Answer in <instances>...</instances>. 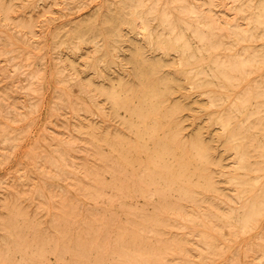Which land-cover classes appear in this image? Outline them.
I'll return each mask as SVG.
<instances>
[{"label": "rangeland", "instance_id": "1", "mask_svg": "<svg viewBox=\"0 0 264 264\" xmlns=\"http://www.w3.org/2000/svg\"><path fill=\"white\" fill-rule=\"evenodd\" d=\"M233 2L0 0V264H264V0ZM135 3L149 32L136 18L138 25L122 23ZM180 25L204 41L189 64L167 41L180 35ZM162 45H170L168 53ZM145 65L156 66L151 81L159 96L153 102L160 100L163 108L155 104L159 118L145 122L154 129L153 139L137 140L131 128L136 119L112 97L121 91L123 100L142 102L146 88L138 70ZM206 71L215 76H204ZM161 140L169 153L157 157L151 148L157 150ZM139 146L154 153L151 169L153 160L148 162L143 150L137 153ZM119 147L123 151L117 154ZM178 161L187 164L177 176L187 180L170 181L159 168Z\"/></svg>", "mask_w": 264, "mask_h": 264}, {"label": "bare ground", "instance_id": "2", "mask_svg": "<svg viewBox=\"0 0 264 264\" xmlns=\"http://www.w3.org/2000/svg\"><path fill=\"white\" fill-rule=\"evenodd\" d=\"M128 1V0H127ZM237 0H234V2H236ZM130 2V1H129ZM128 2V3H129ZM134 2H136V1H134ZM144 2V1H143ZM233 2V3H234ZM240 2V1H239ZM127 3V2H126ZM125 4V3H124ZM241 4V3H240ZM263 4V3H262ZM126 5V4H125ZM128 5H130V4H128ZM127 6V5H126ZM143 6H145V5H143ZM260 6V5H259ZM263 6V5H262ZM125 7V6H124ZM146 7V6H145ZM154 7V6H153ZM238 7L240 8V6H239V4H238ZM237 7V8H238ZM243 7V6H242ZM248 7H250V6H248ZM126 8H128V6L126 7ZM244 8V7H243ZM257 8V7H256ZM260 8V7H259ZM122 9V8H121ZM141 9H142V7H141ZM144 9V8H143ZM235 9H236V6H235ZM234 9V10H235ZM255 9V8H254ZM261 9V8H260ZM123 10V9H122ZM125 10V9H124ZM242 9H240V11H241ZM142 11V10H141ZM141 11H139V5L138 6H136V3H135V5H130L129 6V10H128V15H129V20H123V22L122 23H127V24H136L137 23V25H138V22L136 21L135 22V18L138 20V21H140V25H141V28H142V31H144V32H149V31H147L148 29H147V20H146V18H145V14L143 13V12H141ZM231 11H233L232 9H231ZM122 12V11H121ZM125 12V11H124ZM147 12H148V10H147ZM258 12V11H257ZM149 13H151V12H149ZM255 13V12H254ZM124 14V13H123ZM209 14V13H208ZM238 14H240V13H237V15ZM244 14V13H243ZM242 14V15H243ZM252 14H253V12H252ZM258 14V13H257ZM126 15V14H125ZM147 15H148V13H147ZM182 15V14H181ZM185 15V14H184ZM192 15H198V14H196V13H194V12H192ZM207 15V14H206ZM210 15V14H209ZM234 15V14H233ZM241 15V14H240ZM255 15V14H254ZM187 16V15H186ZM208 16V15H207ZM239 16V15H238ZM256 16V15H255ZM254 16V17H255ZM125 17V16H124ZM149 17V16H148ZM151 18H152V20H153V17L152 16H150ZM155 17V16H154ZM183 17H185V16H183ZM197 17V16H196ZM210 17V16H209ZM211 17H213V16H211ZM237 17V16H236ZM235 17V18H236ZM241 17V16H240ZM239 17V18H240ZM249 17V16H248ZM252 17V16H251ZM251 17H250V19H251ZM257 17V18H256ZM255 18L256 19H258L259 17H260V14H258L257 16H256ZM120 18H121V20L123 19V17L122 16H120ZM161 18V17H160ZM195 18V17H194ZM214 18V17H213ZM242 19L244 18V17H241ZM246 18H247V16H246ZM254 18V19H255ZM128 19V18H127ZM132 19H133V22H132ZM150 19V18H149ZM190 19V18H189ZM203 19H204V17H203ZM207 19H209V18H207ZM212 19V18H211ZM237 19V18H236ZM236 19H234L233 21H235ZM183 20V19H182ZM194 20V19H193ZM245 20V19H244ZM249 20V19H248ZM262 20V19H261ZM233 21H232V23H233ZM251 21V20H250ZM250 21H248V22H250ZM112 22V21H111ZM110 22V23H111ZM150 22V21H149ZM183 22V21H182ZM207 22H211L210 21V19H209V21H207ZM214 22H216V21H214ZM213 22V24H215ZM245 22V21H244ZM248 22H247V24H248ZM263 22H264V20H263ZM109 23V22H108ZM116 23V22H115ZM195 23V22H194ZM231 23V22H230ZM112 24V23H111ZM113 24H114V22H113ZM112 24V25H113ZM165 24V23H164ZM178 24V23H177ZM199 24H200V22H199ZM229 24V23H228ZM251 24H252V22H251ZM257 24V23H256ZM110 25V24H109ZM122 25V24H121ZM139 25V26H140ZM162 25H163V23H162ZM179 25V24H178ZM216 25V24H215ZM214 25V26H215ZM231 25V24H230ZM235 25V24H234ZM234 25H232V26H234ZM87 26V25H86ZM133 26V28L135 27L136 28V26H134V25H132ZM139 26H137V27H139ZM223 26H224V24H223ZM227 26V25H226ZM226 26H224V27H226ZM237 26V25H236ZM252 26V25H251ZM250 26V27H251ZM258 26V25H257ZM114 27V26H113ZM117 27V26H116ZM128 27V26H127ZM165 27V26H164ZM171 27V26H170ZM235 27V26H234ZM247 27H249V26H247ZM252 27H254V25L252 26ZM261 26H259V28H260ZM87 28V27H86ZM129 28V27H128ZM180 28H181V33H180V35H178V36H174V37H172V38H170V39H168V38H166V39H168L167 41H168V43H171V45L173 44V46H171L172 48H173V50L176 52V53H178L179 55H180V57L178 56V54H177V56L180 58V60L182 59V61L185 63V64H189L193 59H195V58H197V56L202 52V50H203V45H202V43L204 42L203 40H201L200 38L198 39V36L196 35V34H194V35H192L190 32H189V29L186 27V26H182L181 27V25H180ZM228 28V27H227ZM230 28V27H229ZM245 28V27H244ZM256 28V27H255ZM263 28V27H262ZM117 29V28H116ZM168 29V28H167ZM214 29V28H213ZM212 29V30H213ZM254 29V28H253ZM256 29H258V28H256ZM119 30V29H118ZM117 30V31H118ZM246 30V29H245ZM259 30V29H258ZM258 30H256V31H258ZM261 30V29H260ZM263 30V29H262ZM168 31V30H167ZM172 31V30H171ZM192 31V30H191ZM206 31V30H205ZM229 31V30H228ZM238 31V30H237ZM255 30H253V32H254ZM264 31V30H263ZM262 31V32H263ZM226 32V31H225ZM230 32V31H229ZM228 32V33H229ZM172 33V32H171ZM215 33H216V30H215ZM231 33H232V31H231ZM230 33V34H231ZM258 33H259V31H258ZM258 33H255V34H258ZM83 34H84V32H83ZM87 34V33H86ZM167 34V33H166ZM165 34V35H166ZM229 34V35H230ZM233 34H234V32H233ZM88 35V34H87ZM114 36L116 35V34H113ZM119 35V34H118ZM143 35V34H142ZM234 35H236V34H234ZM253 35V34H252ZM264 35V34H263ZM83 36V35H82ZM147 36L148 35H146V38H147ZM168 36V35H167ZM219 36V35H218ZM218 36L216 37V38H218ZM239 36V35H238ZM237 36V37H238ZM244 36V35H243ZM248 36H250V35H248ZM247 36V37H248ZM260 37L262 36V35H259ZM258 36V37H259ZM93 37H95V36H93ZM112 37V36H111ZM150 37V36H149ZM148 37V38H149ZM221 37V36H220ZM236 37V36H235ZM253 37H254V35H253ZM255 37H257V36H255ZM257 37V38H258ZM259 37V38H260ZM83 38H85V37H82L81 39H83ZM113 38V37H112ZM116 38V37H115ZM119 38V37H118ZM122 37H120V39H121ZM145 38V37H144ZM162 38V37H161ZM234 38V37H233ZM258 38V39H259ZM77 39V38H76ZM110 39V38H109ZM124 39V38H123ZM162 39H164V38H162ZM219 39V38H218ZM231 39V38H230ZM235 39H237V38H235ZM245 39V38H244ZM248 39H249V37H248ZM254 39V38H253ZM89 40V39H88ZM111 40V39H110ZM116 40V39H115ZM165 40V39H164ZM246 40V39H245ZM256 40V39H255ZM75 41V40H74ZM92 41H94V39L92 40ZM195 42V44H197V49H191V47H190V45H191V43H193V42ZM216 41V40H215ZM232 41H234V40H232ZM240 41H242V39H240ZM240 41L238 40V43H240ZM250 41V40H249ZM253 41V40H252ZM112 42V41H111ZM117 42H120V41H117ZM82 43V42H81ZM110 43V42H109ZM113 43H114V41H113ZM120 43H122V42H120ZM119 43V44H120ZM156 43H158V42H156ZM160 43V42H159ZM217 43H218V41H217ZM228 44H229V42H227ZM227 43H225V45L227 44ZM230 43L232 44V42H231V40H230ZM235 43V42H234ZM96 44V43H95ZM115 45H117L116 43H114ZM147 45H149V44H147ZM157 45V44H156ZM161 45V44H160ZM159 45V46H160ZM236 45V44H235ZM98 46V45H97ZM113 46V45H112ZM159 46H157L158 48H159ZM163 46V45H162ZM79 47V46H78ZM83 47V46H82ZM94 47V46H93ZM170 45H164L163 46V50L164 51H167L168 49L170 50ZM97 48V47H96ZM221 48V47H220ZM160 49V48H159ZM210 49H212L213 50V48H210ZM222 49V48H221ZM118 50V49H117ZM218 50V49H217ZM114 51V50H113ZM116 51V50H115ZM173 51V52H174ZM214 51V50H213ZM141 52V51H140ZM210 52V51H209ZM115 53V52H114ZM167 53H168V51H167ZM136 54V53H135ZM245 54V53H244ZM168 55V54H167ZM210 55V54H209ZM247 55V54H246ZM136 56V55H135ZM140 56L141 55H139V61L144 65V62H143V60L142 59H140ZM211 56H213V55H211ZM241 56V55H240ZM208 57V56H207ZM257 57V56H256ZM179 58H177V59H179ZM204 58L205 57H203V59H202V61L204 60ZM252 58H253V56H252ZM251 58V59H252ZM144 59V58H143ZM200 59V58H199ZM207 59V58H206ZM235 59V58H234ZM246 59H247V57H246ZM251 59H249V61L251 60ZM136 60V59H135ZM146 60V59H145ZM211 60H213V58L211 59ZM236 60V59H235ZM238 60V59H237ZM236 60V61H237ZM147 61V60H146ZM196 62H197V60H195ZM222 61V60H221ZM232 61H234V60H232ZM241 61V60H240ZM259 61V60H258ZM260 61H263V58H262V60H260ZM179 62V61H178ZM194 62V61H193ZM192 62V63H193ZM204 62V61H203ZM225 62H227L226 60H225ZM252 62V61H251ZM139 63V62H138ZM140 63V64H141ZM147 63V62H146ZM191 63V64H192ZM141 64V65H142ZM155 64H157V62L155 63ZM159 64V63H158ZM194 64V63H193ZM199 64V61L197 62V65ZM201 64V63H200ZM199 64V65H200ZM228 64V63H227ZM263 64V63H262ZM138 65V64H137ZM176 65V64H175ZM229 65V64H228ZM239 65V64H238ZM248 65H250V64H248ZM138 66H140V65H138ZM152 66H155V65H152ZM152 66H142L141 68H139V70H138V76H139V78H140V80H142V82L144 83V86H145V88H146V93H145V95L143 96L142 94H140V95H142L143 96V99H142V102H140L138 99V101H139V103L138 104H136V103H134L132 100H131V102H128V101H126V100H123L122 98H126L127 96H124L122 93H121V91H120V93H118V94H116L114 97H112V103H114V105L116 106V107H121V108H123L124 109V111H125V109H126V111H127V115L130 117V119L131 118H135L136 119V121H137V126H135V125H133L131 128L133 129V131H134V133H135V135H137V140H139V139H143V137H147L148 138V140H149V136H151V134L154 132L153 130V128H152V126L150 127L149 125V127L147 126V125H145V122H146V120L147 119H152L153 117H156V118H159V114L158 113H156L157 111H155V109H154V105L156 104L157 106H159V108H160V105H161V103H160V100H157V102L158 103H156L155 102V104H154V102H153V100H155L156 101V99H158V96H159V94H158V88H159V86H157L156 84H153L152 83V81H151V79H152V77H153V75H155L156 74V71L154 70V69H156V66H155V68L154 67H152ZM162 66V65H161ZM180 66V65H179ZM196 66V65H195ZM205 66V65H204ZM203 66V67H204ZM226 66V65H225ZM136 67V66H135ZM148 67V68H147ZM152 67V68H151ZM158 67V66H157ZM187 67V66H186ZM189 67H193V66H190L189 65ZM234 67V66H233ZM247 67V66H246ZM154 68V69H153ZM160 68V70H161V67H159ZM188 68V67H187ZM184 69V68H183ZM183 69H181L182 71H183ZM201 69V68H200ZM203 69V68H202ZM202 69H201V73H202ZM180 70V69H179ZM196 70V69H195ZM199 70V69H198ZM228 71L230 70V69H227ZM244 70H245V68H244ZM198 72V71H197ZM183 73V72H182ZM195 73V72H194ZM232 73H234L233 71H232ZM158 74V73H157ZM161 74V72L158 74V78H159V75ZM198 74H199V72H198ZM229 74V73H228ZM182 75H185V74H182ZM181 75V76H182ZM193 75V74H192ZM192 75H191V77H192ZM135 76H137V75H135ZM161 76H163L162 74H161ZM160 76V77H161ZM187 76V75H186ZM185 76V77H186ZM194 76V75H193ZM201 77H202V75H200ZM199 76V77H200ZM204 76H208V77H210V76H215L214 75V73L212 74L211 72H207L206 71V73H204ZM218 76V75H217ZM232 76H234V74L232 75ZM239 76H240V74H239ZM239 76H238V81H239ZM154 77H156V76H154ZM163 78H164V76H163ZM162 78V79H163ZM187 78V81H189L190 80V78L188 79V77H186ZM212 78V77H211ZM154 79V78H153ZM152 79V80H153ZM159 79H161V78H159ZM161 79V80H162ZM183 79V78H182ZM221 79V78H220ZM157 80V79H156ZM184 80H185V78H184ZM225 80V79H224ZM223 80V81H224ZM232 80V79H231ZM159 80H157V82H158ZM191 81V80H190ZM213 81V80H212ZM233 81V80H232ZM111 82V81H110ZM163 82V81H162ZM171 82H174V81H171ZM177 82V81H176ZM215 82V81H214ZM225 82V81H224ZM139 83H140V81H139ZM175 83V82H174ZM182 83V82H181ZM191 83V82H190ZM226 83V82H225ZM172 84V83H171ZM194 84H195V81H194ZM237 84V83H236ZM122 86V88H123V85L125 86V83L123 84V82H122V84H121ZM140 85V84H139ZM139 85H137V87H139ZM169 85V84H168ZM173 85V84H172ZM82 86V85H81ZM120 86V85H119ZM127 86V85H126ZM125 86V87H126ZM144 86H143V88H144ZM230 86V85H229ZM141 87V86H140ZM139 87V88H140ZM195 87V86H194ZM129 88V87H128ZM127 88V89H128ZM144 88V89H145ZM172 88V87H171ZM199 88V87H198ZM126 89V88H125ZM126 89V90H127ZM138 89V88H137ZM166 89V88H165ZM123 90V89H122ZM139 90V89H138ZM140 90H142V88L140 89ZM125 91V90H124ZM144 91V90H143ZM118 92V91H117ZM142 92V91H141ZM145 92V91H144ZM106 93V92H105ZM134 93V92H133ZM136 93H137V91H136ZM102 94H104V93H102ZM114 94V93H113ZM131 94H132V92H131ZM144 94V93H143ZM161 94V93H160ZM166 94V93H165ZM239 94V93H238ZM134 95V94H133ZM136 95V94H135ZM135 95H134V97H135ZM261 95H262V93H261ZM134 97H133V99H134ZM242 97H245V96H242ZM258 97V96H257ZM108 98V97H107ZM161 98V97H160ZM159 98V99H160ZM128 99V98H127ZM130 99H131V97H130ZM139 99H141L140 97H139ZM162 99V98H161ZM110 100V99H109ZM136 100V99H135ZM166 100H167V98H166ZM165 99H164V101H166ZM246 100V99H245ZM161 101H163V100H161ZM238 101V100H237ZM249 102V101H248ZM247 102V103H248ZM236 103V102H235ZM238 103V102H237ZM236 103V104H237ZM240 103V102H239ZM242 104V103H241ZM166 105V104H165ZM189 105V104H188ZM187 105V106H188ZM163 106V105H162ZM114 107V106H113ZM238 107V106H237ZM163 107H161L160 108V110L162 109ZM190 108V107H189ZM233 108H234V106H233ZM232 108V109H233ZM239 108V107H238ZM261 108V107H260ZM120 109V108H119ZM122 109V110H123ZM165 109V108H164ZM231 109V108H230ZM229 109V110H230ZM257 109H258V107H257ZM118 110V109H117ZM121 110V109H120ZM156 110H158L157 108H156ZM160 110H159V112H160ZM239 110V109H238ZM114 111H115V109H114ZM164 111V110H163ZM166 111V110H165ZM245 111V110H244ZM257 111V110H256ZM259 111V110H258ZM264 111V110H263ZM167 112V111H166ZM262 112V111H261ZM114 114H115V112H113ZM162 113V112H161ZM160 113V114H161ZM231 113H235V112H231ZM254 113V112H253ZM257 113V112H256ZM230 114V113H229ZM237 114V113H236ZM235 114V115H236ZM262 114V113H261ZM115 115H117V114H115ZM123 115V114H122ZM165 115V114H164ZM163 115V116H164ZM167 115H168V112H167ZM162 116V115H161ZM166 116V115H165ZM169 116H170V114H169ZM119 117V116H118ZM232 117H233V115H232ZM234 117H236V116H234ZM165 118V117H164ZM127 119V118H126ZM129 119V120H130ZM154 119V118H153ZM162 120H164L163 118H161ZM161 119H159V120H161ZM247 119V118H246ZM166 120V122H167V119H165ZM169 120V119H168ZM192 120V119H191ZM227 120V119H226ZM262 120H264V119H262ZM150 121V120H149ZM220 121H222V120H220ZM129 122V121H128ZM161 122V121H160ZM159 122V123H160ZM170 122V121H169ZM226 122V121H225ZM224 122V123H225ZM261 122V121H260ZM126 123V122H125ZM124 122H123V125L125 124ZM154 123H155V125L158 123L156 120L154 121ZM153 123V124H154ZM223 123V122H222ZM261 123H263V121L261 122ZM131 124V123H130ZM147 124V123H146ZM163 124V123H162ZM170 124V123H169ZM168 124V125H169ZM227 124V123H226ZM231 124V123H230ZM129 125V124H128ZM158 125V124H157ZM161 125V124H160ZM164 125L166 126V124H165V122H164ZM164 125H163V128H164ZM260 125V124H259ZM126 126V125H125ZM170 126V125H169ZM228 126V125H227ZM232 126V125H231ZM231 126H229V127H231ZM261 126H262V124H261ZM157 127V126H156ZM225 127V126H224ZM243 127V126H242ZM131 128H127V129H131ZM154 128H155V126H154ZM158 128V127H157ZM245 128H247V125H246V127ZM159 129H160V127H159ZM168 129V128H167ZM166 129V130H167ZM172 129H173V127H172ZM225 129V128H224ZM228 129V128H227ZM226 129V130H227ZM232 129V128H231ZM162 130V129H161ZM161 130H159V131H161ZM165 130V131H166ZM221 130H222V128H221ZM246 130V129H245ZM169 131V130H168ZM167 131V132H168ZM173 131V130H172ZM224 131V130H223ZM164 131H162V133H163ZM228 132H229V129H228ZM171 133V132H170ZM174 133V132H173ZM172 133V134H173ZM243 133V132H242ZM157 134H158V131H157ZM166 134V133H165ZM152 135H154V134H152ZM156 135V134H155ZM179 135V134H178ZM121 136V135H120ZM119 136V137H120ZM168 136H170L169 134H168ZM174 136V135H173ZM152 137V136H151ZM156 137V136H155ZM157 137H158V135H157ZM160 137H162V136H160ZM244 137V136H243ZM117 138V137H116ZM122 138V137H121ZM164 138V137H163ZM168 138V137H167ZM169 138H171V136L169 137ZM241 138V137H240ZM152 139H153V137H152ZM159 139V138H158ZM157 139V140H158ZM165 139V138H164ZM179 139V138H178ZM117 140L119 141V139L117 138ZM136 140V139H135ZM134 140V141H135ZM147 140V141H148ZM151 140V139H150ZM180 140V139H179ZM178 140V141H179ZM110 141V140H109ZM115 141V140H114ZM120 141H121V139H120ZM133 141V142H134ZM146 141V140H145ZM159 141V140H158ZM157 141V142H158ZM170 141H172L173 142V140H170ZM170 141H168L169 142V145L172 143H170ZM123 142H125V141H123ZM138 142V141H137ZM151 142V141H150ZM149 142V143H150ZM153 142H156V141H153ZM175 142V141H174ZM194 142H196V141H194ZM122 143V142H121ZM127 143H128V141H127ZM131 143V145H132V142H130ZM129 143V144H130ZM181 143V142H180ZM239 143V142H238ZM242 143V142H241ZM262 143V142H261ZM118 144V143H117ZM122 144H125V143H122ZM135 144H136V141H135ZM135 144H133V145H135ZM142 144V143H141ZM140 144V145H141ZM119 145V144H118ZM128 145V144H127ZM142 145H145V143H143ZM146 145H147V143H146ZM168 144H167V142H165V140H161V142L160 143H158L157 144V150L155 149L154 150V148H153V150H152V148H151V151L153 152H155V154L157 155V157H161V156H164V155H166L167 153H169V147L167 146ZM172 145V144H171ZM170 145V146H171ZM179 145V144H178ZM182 145H183V143H182ZM198 145V144H197ZM233 145V144H232ZM235 145V144H234ZM237 145V144H236ZM258 145V144H257ZM106 146V145H105ZM126 146V145H125ZM138 146V145H137ZM151 146H153L154 147V145H153V143H152V145ZM241 146H242V144H241ZM244 146H245V144H244ZM247 146V145H246ZM259 146V145H258ZM262 146V145H261ZM114 147V146H113ZM175 147V146H174ZM180 147V146H179ZM243 147V146H242ZM107 148H109V147H107ZM186 148V147H185ZM185 148L183 147V150H185ZM240 148V147H239ZM238 148V149H239ZM246 148V147H245ZM130 149H132L133 150V148L132 147H130V148H127L126 149V152L127 151H129ZM134 149L135 150H137V153L139 152V150H143L144 152L143 153H145L146 154V158L149 160L148 162H150V159H151V154H154V153H152L149 149H145V147H141V146H139V147H134ZM174 149V148H173ZM205 149V148H204ZM232 149H233V147H232ZM260 149V148H259ZM262 149V148H261ZM181 150V149H180ZM179 150V151H180ZM202 150H203V148H202ZM207 150V149H206ZM240 150H241V148H240ZM113 151V150H112ZM120 151H123L122 150V148L121 147H119L118 149H116V153L118 154V153H120ZM171 151H173V150H171ZM205 151V150H204ZM239 151V150H238ZM243 151V150H242ZM262 151V150H261ZM264 151V150H263ZM178 152V151H177ZM185 152V151H184ZM190 153L192 152V151H189ZM188 152V153H189ZM207 152V151H206ZM233 152H235V151H233ZM112 153V152H111ZM113 153L115 154V152L113 151ZM136 153V152H135ZM142 153V154H143ZM172 153H174L175 154V151H173ZM243 153V152H242ZM264 153V152H263ZM131 154V152H129V155ZM139 154H140V152H139ZM145 154H144V156H145ZM177 154V153H176ZM182 154V153H181ZM246 154V153H245ZM108 155H110V153H108ZM134 155V154H133ZM137 155V154H136ZM156 155H154V156H156ZM183 155V154H182ZM185 156H187L186 155V153L184 154ZM190 155V154H189ZM192 155V154H191ZM190 155V156H191ZM206 155V154H205ZM238 155H240V160H242V157H241V154H238ZM113 156V155H112ZM130 156H132V154L130 155ZM140 156V155H139ZM138 156V157H139ZM143 156V157H144ZM175 156V155H174ZM176 156H178V155H176ZM176 156L174 157V158H176ZM114 157V156H113ZM113 157H112V160H113ZM117 157H119V156H117ZM126 157V156H125ZM157 157H155V158H157ZM167 157V156H166ZM182 157V156H181ZM189 157V156H188ZM193 157V156H192ZM192 157H189V158H192ZM197 157V156H196ZM238 157V156H237ZM236 157V158H237ZM107 158H108V156H107ZM106 158V159H107ZM115 158V157H114ZM120 158H121V156H120ZM119 158V159H120ZM135 158H137V157H135ZM153 158V157H152ZM173 158V159H174ZM183 158H185V157H183ZM231 158V157H230ZM247 158V157H246ZM246 158H245V160H246ZM116 159V158H115ZM122 159V158H121ZM131 159L133 160V158H130L129 160H130V162H131ZM138 159V158H137ZM171 159H172V157H171ZM178 159H180V157H178ZM194 159V158H193ZM198 159V158H197ZM123 160V159H122ZM145 160V159H144ZM151 160H153V159H151ZM160 160V159H159ZM176 160V159H175ZM182 160V159H181ZM190 160H192V159H190ZM248 160V159H247ZM119 161V160H118ZM125 161V162H124ZM124 163H126V161L127 160H125L124 159ZM135 163H137L138 161L135 159ZM141 161H142V159H141ZM154 161L155 160H153V163H150L149 164V169H151L153 166H152V164H154ZM193 161V160H192ZM194 161H196V160H194ZM209 161V160H208ZM105 162H106V160H105ZM108 162V161H107ZM109 162H110V160H109ZM133 162V161H132ZM160 162H162V161H160ZM173 162H175L174 160H173ZM246 162V161H245ZM248 162V161H247ZM184 163H186V162H184ZM184 163H182V161H178V162H176V164L175 165H173V166H170V165H167V164H163L160 168H159V166H158V168L161 170V174H166V176L168 175L169 176V179L168 180H170V181H173V180H175L176 181V179L177 180H179L180 181V179H182L183 177H185L184 175L182 176V178H180V179H178L177 177L179 176V177H181L180 175H178L177 176V174H181L182 172H181V170H182V168H183V164ZM194 163V162H193ZM197 163V162H196ZM200 163V162H199ZM111 164V163H110ZM118 164H120V162L119 163H117V165ZM122 165H123V163H121ZM128 164V163H127ZM127 164H125V165H127ZM146 164V163H145ZM158 164V163H157ZM156 164V165H157ZM187 164V163H186ZM195 164V163H194ZM249 164V163H248ZM107 165V164H106ZM106 165H105V167H106ZM129 165H130V163H129ZM129 165H127V166H129ZM132 166L133 165H135V164H131ZM139 165V163H137V166ZM159 165V164H158ZM185 165V164H184ZM192 165V164H191ZM205 165V167H206V165L207 164H204ZM237 165H239V164H237ZM245 165V167H249V166H246V164H244ZM261 165V164H260ZM112 166V165H111ZM126 166V167H127ZM136 166V167H137ZM147 165H145V167H146ZM193 166V165H192ZM241 166V165H240ZM262 166V165H261ZM118 167H120V166H118ZM185 167V166H184ZM199 167H202V164H201V166H199ZM204 167V168H205ZM237 167V166H236ZM235 167V168H236ZM244 167V166H243ZM124 168H125V166H124ZM133 168H135V167H133ZM155 168V167H154ZM203 168V167H202ZM201 168V170H203ZM107 169V168H106ZM111 169V168H110ZM112 169H114V168H112ZM121 169H123V168H121ZM138 169H139V166H138ZM141 169H143L144 170V168H142L141 167ZM147 169V168H146ZM156 169H157V167H156ZM199 169V168H198ZM198 169H197V171H198ZM255 169V168H254ZM253 169V170H254ZM155 170V169H154ZM193 170H195L194 168H193ZM193 170H191V171H193ZM237 170V169H236ZM112 171V170H111ZM122 171V170H121ZM126 171V170H125ZM129 171V170H128ZM132 171V168H131V170L129 171V174H131L132 175V173H130ZM158 171V170H157ZM191 171H190V173H191ZM197 171H195V172H197ZM203 171H205V170H203ZM259 171V170H258ZM113 172V171H112ZM116 171H114V173H115ZM117 172H119L118 170H117ZM133 172V171H132ZM137 172H139V171H137ZM143 172V171H142ZM160 172V171H159ZM185 172V171H184ZM183 172V173H184ZM187 172V171H186ZM251 172V171H250ZM253 172V171H252ZM122 173V172H121ZM123 173H125V172H123ZM123 173H122V175H123ZM149 173V172H148ZM151 173V172H150ZM155 173H157V172H155ZM188 173V172H187ZM186 173V174H187ZM193 173V172H192ZM201 173H202V171H201ZM249 173V171L247 172V174ZM113 174V173H112ZM111 174V175H112ZM118 175L120 174V172L119 173H117ZM126 174H128L127 172H126ZM142 174V173H141ZM146 174H147V172H146ZM193 174H195V173H193ZM200 174V173H199ZM254 174V173H253ZM135 175V174H134ZM148 175H150V174H148ZM203 175H205V174H203ZM202 175V176H203ZM137 176V175H136ZM139 176V175H138ZM152 176V175H151ZM165 176V175H164ZM164 176H163V179H164ZM165 176V177H166ZM188 176V175H187ZM200 176H201V174H200ZM208 177H206V175H205V177L206 178H209V176L210 175H207ZM117 177H119V176H117ZM132 177V176H131ZM131 177H129V178H131ZM134 177V176H133ZM140 177V176H139ZM144 177H146L147 178V176H144ZM111 178H114L115 179V176H113V177H111ZM129 178L127 179V177H126V179L127 180H129ZM138 178V177H137ZM136 178V179H137ZM167 178V177H166ZM204 177H202V179H203ZM120 179V178H119ZM123 179V178H122ZM132 179V178H131ZM142 179H144V178H142ZM148 179V178H147ZM155 179V178H154ZM184 179V178H183ZM185 179H186V177H185ZM198 179V178H197ZM201 179V178H200ZM117 180H118V178H117ZM125 180V179H124ZM187 180V179H186ZM199 180V179H198ZM132 181V180H131ZM136 181V180H135ZM154 181V180H153ZM161 181V180H160ZM162 181H164V180H162ZM210 181V180H209ZM118 182H119V180H118ZM134 182V181H133ZM138 182H142L141 181V179H139V181ZM155 182V181H154ZM186 182V181H185ZM196 182H198V181H196ZM195 182V183H196ZM236 182V181H235ZM130 184H131V186H130V184L127 186L128 187V189H129V186H130V189L132 188L133 189V185H132V182H129ZM176 183V182H175ZM238 183V182H237ZM122 184V183H121ZM121 184H120V186H121ZM128 184V183H127ZM126 183L125 184H123V186L122 187H124V185H127ZM135 184V183H134ZM142 184H144V183H142ZM142 184H140V185H142ZM148 184V183H147ZM147 184H145V186L146 187H150V185L149 186H147ZM160 184V183H159ZM159 184H158V186H159ZM179 184H181L180 182H179ZM178 184V185H179ZM183 184V183H182ZM185 184V183H184ZM186 184H188L187 182H186ZM200 184V183H199ZM254 184V183H253ZM135 185H137V184H135ZM156 186H157V184H155ZM163 185V184H162ZM178 185L176 186V187H178ZM198 185V184H197ZM202 185V184H201ZM119 186V185H118ZM118 186H117V188H118ZM138 186V185H137ZM142 186H144V185H142ZM161 186V185H160ZM159 186V187H160ZM180 186V185H179ZM181 186H183V185H181ZM186 186H188V185H186ZM116 186H114V188H115ZM136 187V186H135ZM161 187H163V186H161ZM206 187V186H205ZM244 187V186H243ZM248 187V186H247ZM116 188V189H117ZM119 188H121V187H119ZM118 188V189H119ZM125 188V187H124ZM123 188V189H124ZM142 188V187H141ZM180 188V187H179ZM185 188H187V187H185ZM189 188V187H188ZM115 189V190H116ZM117 189V191H119V190H121V189H119L118 190ZM128 189H126L127 191H128ZM136 189V188H135ZM147 189V188H146ZM160 189V188H159ZM159 189H157V190H159ZM169 189H170V187H169ZM134 190V189H133ZM137 190L139 191V186H138V188H137ZM149 190V189H148ZM155 190V189H154ZM157 190H155V191H157ZM163 190V189H162ZM183 190V189H182ZM188 190V189H187ZM251 190H253L252 188H251ZM263 190V189H262ZM261 190V191H262ZM123 191V190H122ZM122 191H119V192H122ZM126 191V192H127ZM136 191V190H135ZM154 191V192H155ZM241 192H242V190H240ZM246 192H247V190H245ZM116 192V191H115ZM124 193H126L125 192V190L123 191ZM129 192V191H128ZM127 192V193H128ZM133 192V191H132ZM137 192V191H136ZM141 192V194H142V192H144L145 194H147L146 192H145V189H144V191H140ZM158 192V191H157ZM173 192V191H172ZM250 192V191H249ZM264 192V191H263ZM123 193V194H124ZM126 193V194H127ZM137 193H139V192H137ZM161 193V192H160ZM174 193H175V191H174ZM178 193H179V191H178ZM177 193V194H178ZM183 193V192H182ZM245 193V192H244ZM262 193V192H261ZM118 194V193H117ZM120 194H122V193H120ZM131 194H135V193H131ZM153 193H151V195H152ZM139 195V194H138ZM142 195H144V194H142ZM142 195H140V196H142ZM183 195V194H182ZM244 195L245 194H243V197H244ZM147 196V195H146ZM148 196H149V194H148ZM242 196V195H241ZM245 196H247V195H245ZM263 196V195H262ZM143 197V196H142ZM145 198V197H144ZM147 199H148V197H146ZM150 198H152V196L150 197ZM181 198V197H180ZM186 198V197H185ZM255 198V197H254ZM262 198V197H261ZM243 199V198H242ZM258 199H259V197H258ZM148 200H152V199H148ZM253 199H251V201H252ZM263 200V199H262ZM149 201V202H150ZM147 202V201H146ZM239 202V201H238ZM250 202V201H249ZM252 202H254V201H252ZM248 203V202H247ZM263 203V202H262ZM257 204H258V202H257ZM247 205V204H246ZM245 205V207H246V209H247V206ZM248 206H249V204H248ZM257 207V206H256ZM241 209H244L243 207L241 208ZM262 210H263V208H262ZM237 211V210H236ZM240 211V210H239ZM243 211V210H242ZM261 213H263L262 211H260ZM234 213V212H233ZM236 213V212H235ZM242 213V212H241ZM240 213V214H241ZM245 213V212H244ZM232 213H230V215H231ZM241 215H243L244 216V214L242 213ZM241 215H239V216H241ZM262 215V214H261ZM148 216V215H147ZM228 216V215H227ZM234 216H238V215H234ZM222 217V216H221ZM226 217V216H225ZM228 217H230V216H228ZM227 217V218H228ZM144 218V217H143ZM142 218V223H143V221H144V219ZM153 218V217H152ZM216 218V217H215ZM223 218V217H222ZM241 218V217H240ZM254 218V217H253ZM191 219H194V218H191ZM190 219V220H191ZM216 219H219L220 220V216H219V218H216ZM224 219V218H223ZM231 219V218H230ZM229 219V220H230ZM233 219V218H232ZM234 219H238L237 217H234ZM256 219H257V217H256ZM228 220V219H227ZM149 221V220H148ZM226 221V220H225ZM252 221H254L255 222V218H254V220H252ZM145 222V221H144ZM227 222V221H226ZM226 222H225V224H226ZM232 222V221H231ZM234 222H235V220H234ZM137 223V222H136ZM146 223V222H145ZM151 223V222H150ZM154 224H156L155 222H154ZM239 224V223H238ZM241 224H242V222L239 224L240 226H241ZM228 225V224H227ZM227 225H225V228L226 227H228ZM249 225V224H248ZM139 227H141V226H139ZM242 227V226H241ZM151 229H152V227H150ZM229 228H231V227H229ZM235 228V227H234ZM238 228H240V227H238ZM137 229V228H136ZM232 229V228H231ZM141 230V232H142V229H140ZM230 230V229H229ZM234 230V229H233ZM239 230V229H238ZM240 230H242V229H240ZM137 231V230H136ZM135 231V232H136ZM144 231V230H143ZM137 233H138V231H137ZM145 233V232H144ZM143 233V234H144ZM227 233V232H226ZM149 234V233H148ZM138 237V235L137 234H135V237ZM157 241V240H156ZM23 243V242H22ZM126 251H127V249H126ZM129 251V250H128ZM127 251V252H128ZM133 252L135 251V250H132ZM161 251V250H160ZM129 253V252H128ZM136 253V252H135ZM133 255V254H132ZM139 255H140V253H139ZM143 255V254H142ZM129 256V258H132V257H134L135 258V260H136V255L135 256H132V257H130V254L128 255ZM143 256H145V255H143ZM143 259L144 258H146V257H142ZM141 258V259H142ZM133 259V258H132ZM131 259V260H132ZM137 259H138V257H137ZM147 259V258H146ZM145 259V260H146ZM130 260V259H129ZM144 260V261H145ZM147 261H149V260H147ZM138 262V261H137ZM146 262V261H145ZM131 263H132V261H131ZM134 263H135V261H134ZM133 263V264H134ZM135 264H138V263H135ZM142 264H143V261H142ZM212 264V263H211Z\"/></svg>", "mask_w": 264, "mask_h": 264}]
</instances>
